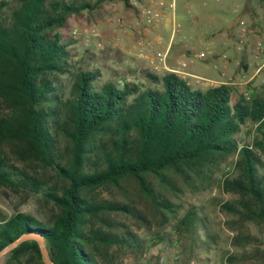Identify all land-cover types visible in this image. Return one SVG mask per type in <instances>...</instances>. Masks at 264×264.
I'll use <instances>...</instances> for the list:
<instances>
[{"label": "trees", "instance_id": "obj_1", "mask_svg": "<svg viewBox=\"0 0 264 264\" xmlns=\"http://www.w3.org/2000/svg\"><path fill=\"white\" fill-rule=\"evenodd\" d=\"M115 1L130 6L14 0L4 14L0 1V187L40 195L54 210L39 220L0 209V251L31 235L54 264H125L146 251L142 233L171 246L168 229L175 243L210 250L216 238L185 199L217 182L233 197L219 205L236 231L231 246L247 255L246 224L264 240V93L234 99L228 85L194 90L176 74L133 69L129 80L104 81L95 65L83 68L69 19ZM246 124L251 143L239 138ZM3 264L43 263L27 241Z\"/></svg>", "mask_w": 264, "mask_h": 264}, {"label": "rangeland", "instance_id": "obj_2", "mask_svg": "<svg viewBox=\"0 0 264 264\" xmlns=\"http://www.w3.org/2000/svg\"><path fill=\"white\" fill-rule=\"evenodd\" d=\"M3 1L9 4L3 13L9 14L14 0ZM128 1L130 6L121 1L103 2L92 13L85 12L78 18L69 19V28L79 40L78 55L84 57L83 68L95 65L102 72L104 81L114 80L118 83L122 78L131 79V69L150 71L161 77L164 71L152 72L150 59L157 63V55L164 53L169 46L167 67L176 68L177 64L186 63L188 73L201 76L207 81L203 86L198 84L202 89L223 82L235 89L234 99L247 92L249 101L254 95L264 93V69L254 75V38L246 35L240 40L241 29L244 28L240 23L243 22L253 30L255 38L264 41V10L261 0H173V14L167 11L165 19L156 30L142 24L137 9L141 3L138 0ZM175 25H178L176 30ZM141 48L145 49L148 59L138 58ZM200 54L204 55V59L199 58ZM244 63L247 65L246 70L242 68ZM184 81L189 86L190 81L195 80L185 78ZM255 135L254 127L246 124L239 138L245 143H251ZM232 166V163L225 165L221 173H231ZM232 199L217 182L208 191L185 199V208L189 204L196 205L197 213L204 217L207 230L216 238V245L210 250L202 251L199 244L190 247L184 242L175 243L178 241L177 235L169 229L167 235L173 241L171 246L165 243L152 246L150 241L153 237L142 233L141 236L146 239V251L137 262L128 259L125 264H154L157 256L171 259L176 254L180 256L181 264H228L225 258L230 255L238 257L233 264H264V240L261 230L253 224L244 227L245 234L252 238L246 249L248 254L242 256L239 249L231 246L236 231L227 224L231 218L219 210V205ZM0 209L7 216L20 212L39 220L49 219L54 212L52 205L46 203L40 195L6 187H0ZM198 235L202 237V231H198ZM255 250L261 252L255 254Z\"/></svg>", "mask_w": 264, "mask_h": 264}, {"label": "built area", "instance_id": "obj_3", "mask_svg": "<svg viewBox=\"0 0 264 264\" xmlns=\"http://www.w3.org/2000/svg\"><path fill=\"white\" fill-rule=\"evenodd\" d=\"M141 3V6L138 9V15L142 22V24L150 29L156 30L161 22L166 17V12L170 11L173 14L174 11V1L173 0H138ZM263 2V10H264V0ZM264 16V13H263ZM244 26L241 29L240 40H243L246 35H251L254 38V65H255V72L254 75L259 74L264 69V41L258 38H255L253 30L248 28L245 23H240ZM175 30L178 28V25H175ZM169 46L166 48L164 53H159L157 56L159 61L155 63L153 60L150 59V64H152L153 72H159L163 70L164 72H169L176 74L182 79L185 78H192L196 81L197 84L203 86L207 82L205 79L190 75L186 69V63H179L176 68L167 67L166 64V57L168 54ZM138 58L140 60L148 59V55L145 52L144 48H141L138 52ZM199 58L204 59V55L200 54ZM243 96L246 100L249 99V95L247 92L243 93ZM182 260L178 254L174 255L171 259H168L165 256H157L154 258V264H181ZM183 264V263H182ZM188 264H194L190 262Z\"/></svg>", "mask_w": 264, "mask_h": 264}, {"label": "water", "instance_id": "obj_4", "mask_svg": "<svg viewBox=\"0 0 264 264\" xmlns=\"http://www.w3.org/2000/svg\"><path fill=\"white\" fill-rule=\"evenodd\" d=\"M27 241H35L37 243L43 264H54L51 261V259L49 258V255H48L47 249L45 248L43 240L39 237L31 236V235H22V236L18 237L16 240L11 242L6 248H4L2 251H0V264L3 261V259L12 250H14L20 244L27 242Z\"/></svg>", "mask_w": 264, "mask_h": 264}, {"label": "crops", "instance_id": "obj_5", "mask_svg": "<svg viewBox=\"0 0 264 264\" xmlns=\"http://www.w3.org/2000/svg\"><path fill=\"white\" fill-rule=\"evenodd\" d=\"M178 65V64H177ZM242 68L244 69V70H246L247 69V65L244 63V64H242ZM190 75H193V76H195V74H191V73H189ZM198 76V75H197ZM201 77V76H200ZM221 84H224L223 82H221ZM192 89H194V90H198V89H201V90H203L202 88H200L199 87V85L195 82V81H190V85H189ZM204 89H206V88H204Z\"/></svg>", "mask_w": 264, "mask_h": 264}]
</instances>
